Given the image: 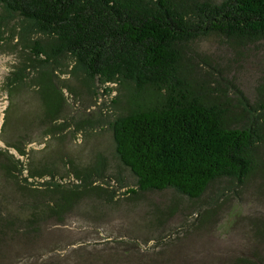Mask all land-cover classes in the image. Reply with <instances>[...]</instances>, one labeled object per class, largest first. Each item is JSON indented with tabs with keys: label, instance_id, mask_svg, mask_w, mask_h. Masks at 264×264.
<instances>
[{
	"label": "trees",
	"instance_id": "1",
	"mask_svg": "<svg viewBox=\"0 0 264 264\" xmlns=\"http://www.w3.org/2000/svg\"><path fill=\"white\" fill-rule=\"evenodd\" d=\"M210 34L241 44L264 40V0H0V46L16 37L10 46L18 56L3 86L12 106L32 78L49 121L64 106L63 87L74 94L60 74L78 75L94 94L99 84L114 90L125 101L107 122L114 156L137 188L198 197L214 181L252 176L264 146V81L255 102L238 90L231 104L191 75L188 44ZM4 120L9 128L11 117ZM0 155L1 167L8 160L27 185L50 177L39 181L44 189L28 206L31 216L60 215L103 177L99 154L81 167L63 160L70 164L57 179L71 172L69 184L54 179L49 162L22 176L19 158L6 149Z\"/></svg>",
	"mask_w": 264,
	"mask_h": 264
},
{
	"label": "rangeland",
	"instance_id": "2",
	"mask_svg": "<svg viewBox=\"0 0 264 264\" xmlns=\"http://www.w3.org/2000/svg\"><path fill=\"white\" fill-rule=\"evenodd\" d=\"M16 39L0 46V149L19 158L22 176L49 162L63 184L76 181L71 172L57 179L70 163L86 166L99 154L103 177L60 215L31 216L35 209L28 206L44 189L39 181L50 177L27 185L8 160L6 169L0 165V264H264V146L260 168L242 182L214 181L198 197L138 189L114 156L107 122L125 103L114 90L106 93L99 84L94 94L67 71L60 77L74 94L63 87L66 100L55 120L43 118L32 78L10 106L3 80L18 60L10 46ZM187 54L193 78L206 80L231 104L238 90L251 103L260 96L264 40L241 44L210 34L189 43ZM7 115L11 124L2 129Z\"/></svg>",
	"mask_w": 264,
	"mask_h": 264
}]
</instances>
